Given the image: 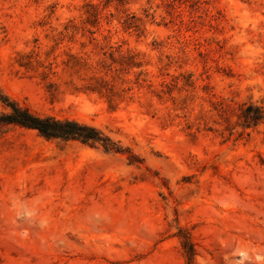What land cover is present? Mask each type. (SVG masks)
Listing matches in <instances>:
<instances>
[{
	"label": "rangeland",
	"instance_id": "1",
	"mask_svg": "<svg viewBox=\"0 0 264 264\" xmlns=\"http://www.w3.org/2000/svg\"><path fill=\"white\" fill-rule=\"evenodd\" d=\"M0 264H264V0H0Z\"/></svg>",
	"mask_w": 264,
	"mask_h": 264
},
{
	"label": "trees",
	"instance_id": "2",
	"mask_svg": "<svg viewBox=\"0 0 264 264\" xmlns=\"http://www.w3.org/2000/svg\"><path fill=\"white\" fill-rule=\"evenodd\" d=\"M9 105L12 110L4 116L3 121L35 128L46 137L76 138L83 142H100L106 150L119 149L109 137L102 135V132L93 125L70 118L38 115L16 102ZM245 110L243 115L247 123L257 122L263 116L261 106L248 104Z\"/></svg>",
	"mask_w": 264,
	"mask_h": 264
}]
</instances>
